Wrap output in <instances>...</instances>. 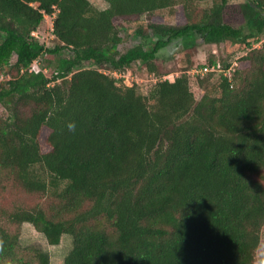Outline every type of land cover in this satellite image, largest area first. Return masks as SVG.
<instances>
[{
  "label": "trees",
  "instance_id": "16d2710c",
  "mask_svg": "<svg viewBox=\"0 0 264 264\" xmlns=\"http://www.w3.org/2000/svg\"><path fill=\"white\" fill-rule=\"evenodd\" d=\"M105 1L101 10L90 0H0V199L8 181L48 199L0 201V264H51L40 248L20 254L24 223L50 245L72 237L64 264H254L264 227V0ZM176 6L178 24L156 19ZM47 17L53 48L36 36ZM192 36L226 52L203 65L217 71L197 74L200 99L191 57L147 94L126 83L139 68L157 73L159 53ZM43 56L56 62L51 77L31 70Z\"/></svg>",
  "mask_w": 264,
  "mask_h": 264
},
{
  "label": "rangeland",
  "instance_id": "374dc122",
  "mask_svg": "<svg viewBox=\"0 0 264 264\" xmlns=\"http://www.w3.org/2000/svg\"><path fill=\"white\" fill-rule=\"evenodd\" d=\"M236 1V0H235ZM90 2L98 9H105L108 4L105 0H90ZM212 3L200 2L196 6V12L200 13L202 9L210 8ZM192 7L190 12L192 11ZM199 15V14H198ZM156 19L159 21H164L168 25H176L180 20L184 19V11L180 6H176L172 10H164L158 12ZM151 19V16L144 17L142 22L147 24ZM196 19V17H195ZM52 21L53 19L47 17L45 23L41 30L36 33L38 39L43 42L46 47H55L57 45V40L52 34ZM129 29L123 35L125 36V42L121 48L126 49L127 47L133 45V37L131 34L134 32V26H128ZM196 45L195 49H192ZM182 47H190L187 50H182ZM195 51V56H193ZM217 55L218 57H225L226 52L223 46H217L213 44H205L203 40L199 37H189L186 39L176 40L173 43L166 46L160 53V60L158 62L159 70L157 73H150L147 69H137L133 74H127L125 81L128 85L132 82L138 83L139 91L147 94L149 89L154 83L162 78L174 79L180 75L189 66L188 59L194 61V66L191 68L190 72V82L193 92L197 99H200L203 95L202 88L197 83V74L193 73L194 68H200L205 63H207L210 55ZM238 55V54H237ZM53 58V57H52ZM50 56H43L41 60L37 61L39 66L46 71V73L51 77V71L55 70L56 62L52 61ZM16 57L14 56L12 61L15 62ZM35 63V62H34ZM33 63V64H34ZM1 80L4 77L0 78ZM217 81V78L214 79ZM6 110L0 105V116H6ZM7 194L3 195L0 199L4 208L12 209L16 206L20 207H31L35 204H47L48 199H45L43 195L39 194H27L17 187H12V183L8 181ZM9 228L11 225H8ZM261 243L257 251V256L254 264H264V227L261 235ZM72 237L70 235H64L60 244L50 245L44 235L38 232L31 223H24L20 227V254L27 256L33 248H40L48 252L51 260V264H64L65 257L70 252L72 248ZM28 257V256H27Z\"/></svg>",
  "mask_w": 264,
  "mask_h": 264
},
{
  "label": "built area",
  "instance_id": "2783aa9c",
  "mask_svg": "<svg viewBox=\"0 0 264 264\" xmlns=\"http://www.w3.org/2000/svg\"><path fill=\"white\" fill-rule=\"evenodd\" d=\"M32 71H35V72H39L40 71V67H39V64L38 62L36 61L33 65H32ZM210 71H217V68L216 67H210L208 65H205L201 68H194L192 70L193 73L195 74H201V75H205L206 73L210 72Z\"/></svg>",
  "mask_w": 264,
  "mask_h": 264
}]
</instances>
